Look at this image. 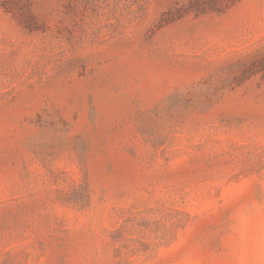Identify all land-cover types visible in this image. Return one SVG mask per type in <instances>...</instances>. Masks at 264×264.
<instances>
[{
  "label": "rangeland",
  "instance_id": "1",
  "mask_svg": "<svg viewBox=\"0 0 264 264\" xmlns=\"http://www.w3.org/2000/svg\"><path fill=\"white\" fill-rule=\"evenodd\" d=\"M0 264H264V0H0Z\"/></svg>",
  "mask_w": 264,
  "mask_h": 264
}]
</instances>
